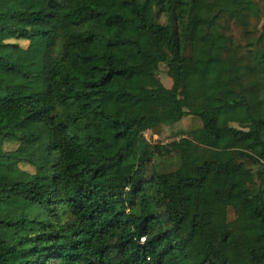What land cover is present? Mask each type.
<instances>
[{
    "label": "trees",
    "instance_id": "16d2710c",
    "mask_svg": "<svg viewBox=\"0 0 264 264\" xmlns=\"http://www.w3.org/2000/svg\"><path fill=\"white\" fill-rule=\"evenodd\" d=\"M261 13L258 0H4L0 264H231L237 208L253 242L235 260L264 264V27L245 44L228 34ZM192 16L211 42L197 48L202 78L185 82ZM160 64L170 88L137 75L155 80ZM187 116L202 127L179 140L143 135ZM172 153L177 168L158 172Z\"/></svg>",
    "mask_w": 264,
    "mask_h": 264
},
{
    "label": "rangeland",
    "instance_id": "374dc122",
    "mask_svg": "<svg viewBox=\"0 0 264 264\" xmlns=\"http://www.w3.org/2000/svg\"><path fill=\"white\" fill-rule=\"evenodd\" d=\"M4 0H0V8L3 7ZM259 6L262 10H264V0H258ZM161 22H165V18L160 19ZM191 23L199 22L200 23V31L192 36V47L193 52H186L185 61H187L191 66V71L189 73H183L182 77L185 82L196 81L202 78L204 73V60L201 54L198 52L197 48L201 45L208 46L211 42L209 37V28L208 23L209 19L207 18H199L197 16H192L190 18ZM264 27V16L261 13V19L253 18L250 20L249 28H245L237 21L230 22V28L228 34L234 36L236 42L239 44H245L247 40V30L251 29L252 34L257 36L260 34L261 28ZM20 44L24 47L27 46V42L20 40ZM5 73V72H4ZM8 74V73H5ZM137 75L142 76L144 78L145 84L157 85L158 83L163 84L165 87L170 88L172 86V79L167 74V67L164 64H160L157 78L155 80H151L145 74V71L142 70L137 73ZM12 77L1 76L0 84H5L6 81L10 80ZM181 103L184 105V100L182 96H180ZM154 106V103L149 102L147 104V109H150ZM217 108L222 111L223 119L222 123H226L229 126L236 128H243L247 124V120L243 118L237 110L228 109L225 106H217ZM202 127L201 121L194 116H187L183 118L179 123H176L171 126L162 125L157 127L154 130L147 131L146 140L151 145L161 144L166 145L171 143L172 141L179 140L181 137L185 136L189 131L193 129H200ZM205 141L210 145H213V141H211L206 135ZM153 166H155L156 170L160 173L170 172L177 168L178 158L172 153L171 155L164 157H155L153 159ZM23 169L34 172V168L28 165H21ZM197 176V174H195ZM213 179L210 178L207 182V188L212 186ZM206 188V189H207ZM207 191H202L201 194L203 196L208 193ZM252 222L250 220L249 214L245 209L237 208L236 209V217L229 224V231L231 237L233 239V244L229 248L225 250V255L228 261L231 264H237L236 262V254L242 250L250 246L253 242L252 237Z\"/></svg>",
    "mask_w": 264,
    "mask_h": 264
},
{
    "label": "built area",
    "instance_id": "2783aa9c",
    "mask_svg": "<svg viewBox=\"0 0 264 264\" xmlns=\"http://www.w3.org/2000/svg\"><path fill=\"white\" fill-rule=\"evenodd\" d=\"M148 131H149V130H148ZM146 133H147V131L143 133L144 137H146ZM145 139H146V138H145Z\"/></svg>",
    "mask_w": 264,
    "mask_h": 264
}]
</instances>
